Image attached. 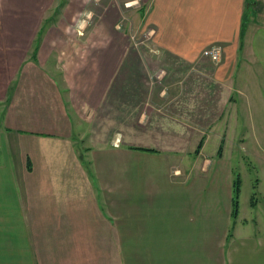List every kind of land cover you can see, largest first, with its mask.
Listing matches in <instances>:
<instances>
[{"label": "crops", "instance_id": "0c3cea01", "mask_svg": "<svg viewBox=\"0 0 264 264\" xmlns=\"http://www.w3.org/2000/svg\"><path fill=\"white\" fill-rule=\"evenodd\" d=\"M132 2L141 6L139 17H133L134 32L148 27L154 45L132 46L122 38L118 47L96 46L117 54L100 55L99 68L106 74L92 88L90 44L78 46L66 64L60 56L55 75L48 73L47 40L40 42L46 0H0V264H264V168L248 191L244 175L225 172L224 154L218 161L184 154L186 142L176 138L192 127L184 121L150 125L172 136L160 144L136 145L131 158L118 142L114 156L90 157V106L96 111L106 98L118 101L113 108L119 120L126 116L120 112L125 102L134 99L182 101V116L198 108V117L206 118L210 83L209 96L216 94L219 116H225L215 128L236 130L242 109L243 116L262 118L264 129V0ZM106 15L108 26L122 32L116 20L125 16L110 8ZM213 45L222 48L217 64L203 54ZM83 49L86 79L74 75ZM160 56L175 69L190 71L167 82L144 75ZM72 114L80 126L76 136ZM86 136L89 144L81 152ZM24 137L33 141L18 149ZM229 142L225 148L232 149ZM62 144L77 145L70 153L75 169L65 177ZM134 163L142 168L130 178L134 188L90 193V164L115 166L125 182L127 166ZM161 164L165 171L143 173L142 166Z\"/></svg>", "mask_w": 264, "mask_h": 264}, {"label": "rangeland", "instance_id": "374dc122", "mask_svg": "<svg viewBox=\"0 0 264 264\" xmlns=\"http://www.w3.org/2000/svg\"><path fill=\"white\" fill-rule=\"evenodd\" d=\"M127 3L129 5H127ZM139 7L141 6L139 4L135 5L132 0H46V20L44 22V32H41L40 35V42L42 43L43 40H47L45 58L48 60V67H51L50 69L47 68L48 73H50V75H55L53 69L56 66V61L59 62L61 60L60 56L63 57L62 61L66 64L72 55V51L75 53L78 46L90 44V59H92L90 60V81H92L90 87H97L96 83L106 74L105 69L99 68V66H103L102 60L99 58L100 55L103 54V56H105L106 54L112 57V55L117 53H111L108 49L107 51L103 49L98 50L96 46L110 45L113 48L118 47L122 38L132 46L144 45L151 47L154 45L150 32H147L148 27L143 26V32H134L136 22L133 20V17L134 14L139 12ZM109 8L112 12L115 10V12H121V14L125 16L120 21H118V18L116 20V27H118V29L121 28L122 32H116L113 27L110 28L112 22L108 19V15L103 16ZM136 15L139 17L138 14ZM142 23L143 21L141 22V27ZM125 27L127 32H123ZM111 29L113 31L109 32ZM212 47H215V45L210 46L206 50ZM206 50H204V52ZM105 51L106 53H104ZM83 52L84 49L82 51L78 50L79 59L76 60L77 63L75 62L76 65L74 68L76 69L74 75L76 74L80 79H86L88 77L86 74L88 70L85 62L86 53L84 54ZM37 54L38 50L35 54V59H37ZM221 60L219 62L211 61L217 64L220 63ZM104 61L106 62V57ZM154 61L155 63H152L144 72V75L149 78H151V76L163 77L165 78V82H167V80H169L167 78L170 76L180 77L184 72L190 71L183 67L175 69L174 67H176V64L174 65L169 62L166 56L154 57ZM71 65L73 66V64ZM194 72H198V70H194ZM68 73H71V70L68 71ZM118 74L119 68L113 75L118 76ZM209 80L210 78H208V83L210 82ZM209 84L207 86L208 100L206 101V118L198 117V108L195 110L189 109L188 112L182 116L181 113H183L184 109L181 108V105L183 102L168 99L160 100V102L151 100L138 101V99L128 100L125 102L126 107L124 105L120 111L123 114L126 113V116L122 117L120 120L119 116H116L117 111L113 108L114 105H118V101H108L106 98L103 102L108 104L107 107H104V103L99 101L97 103L98 105L103 104L96 111V108L93 109L90 106V157L114 156L113 149L115 148L114 144L116 142L120 144V147L127 148L126 155L128 157L135 156L133 155V151L139 148V146L136 145L160 144L165 138L172 136L170 133L154 131L150 128V125H167L174 124L173 121H184L189 123L192 127L189 131L183 132V134H176V138L183 137L181 141L184 140V142H186V147L181 151L186 155H201L202 157L216 159L217 161L220 160L219 155L224 154L222 166L225 172H232L233 174L241 173L244 175L246 180L245 189L249 191L252 189L251 179L258 174L260 175L264 168V165L260 164L258 161V159L264 161V129L262 128V118L256 116H243L242 114H244V111L241 109L236 130L232 132V130L229 129V132H226L225 130L220 131L218 127L215 128L216 121L223 119L225 116L220 118L218 101H214V95L216 94L212 93V96H209L214 86ZM162 87L164 88L165 85ZM190 88L193 87L190 85ZM123 101H121V103ZM191 104L197 106L198 102H191ZM179 105L180 107H178ZM77 119L78 118L72 114L74 136L77 135V127L80 128ZM91 120L95 121V123L93 124ZM97 122L98 125H96ZM134 123L139 127L136 129L137 131L133 128ZM254 123L255 125H253ZM204 124L207 128H203ZM86 128L84 129L87 130ZM244 135H247V143L245 145L241 143V140L245 139ZM87 136L84 137L85 140L83 143H79V150L81 152H85L86 150L83 147L89 144V138ZM117 139L120 140V142ZM31 141L33 140L30 137H24V139L19 140L21 144L17 145L18 149L21 147L23 148L24 145L29 144ZM228 141H230L229 144L232 143V149L225 148L226 142L228 143ZM200 143H202L203 147L201 146L199 149L198 146ZM82 145L83 147H81ZM62 147V173L65 177L67 173L75 169L74 165H71L70 153L75 151L77 145L75 144L72 147L70 144H62ZM104 148L108 149L104 150ZM140 167L139 165L136 166L135 163L129 164L126 171L127 179L129 180L124 182L117 178L120 172L115 166L90 164V169L88 171L90 175V193H92L93 189L96 191L97 188L100 187H105L107 189H119L120 187L134 188L136 181L133 179L130 180V178H132L133 175L141 173L135 171V169H139ZM142 167L143 173H158L165 171V165L162 164L159 166L152 165L150 166L151 168L147 165ZM82 168L85 169V166L83 165ZM106 175H109V179H107ZM64 185L66 184L64 183ZM79 185L81 190L84 189L86 181ZM95 202L96 200L93 198V203Z\"/></svg>", "mask_w": 264, "mask_h": 264}, {"label": "trees", "instance_id": "16d2710c", "mask_svg": "<svg viewBox=\"0 0 264 264\" xmlns=\"http://www.w3.org/2000/svg\"><path fill=\"white\" fill-rule=\"evenodd\" d=\"M202 143L199 144V149L201 148ZM144 150H150V149H145ZM241 181L238 179L235 185V190H234V199H233V215H237L238 213V206H239V194H240V185Z\"/></svg>", "mask_w": 264, "mask_h": 264}, {"label": "built area", "instance_id": "2783aa9c", "mask_svg": "<svg viewBox=\"0 0 264 264\" xmlns=\"http://www.w3.org/2000/svg\"><path fill=\"white\" fill-rule=\"evenodd\" d=\"M204 55L209 57L211 60L219 62L222 58L221 47H212L204 52Z\"/></svg>", "mask_w": 264, "mask_h": 264}]
</instances>
